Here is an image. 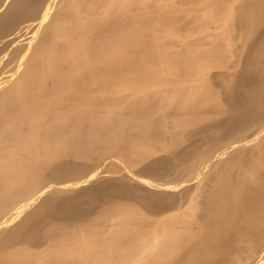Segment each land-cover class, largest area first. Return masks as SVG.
<instances>
[{
  "label": "bare ground",
  "instance_id": "bare-ground-1",
  "mask_svg": "<svg viewBox=\"0 0 264 264\" xmlns=\"http://www.w3.org/2000/svg\"><path fill=\"white\" fill-rule=\"evenodd\" d=\"M0 264H264V0H0Z\"/></svg>",
  "mask_w": 264,
  "mask_h": 264
}]
</instances>
